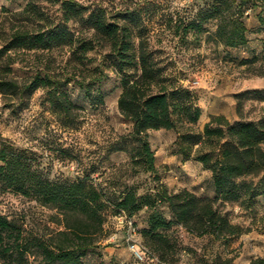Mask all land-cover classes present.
I'll use <instances>...</instances> for the list:
<instances>
[{"label":"trees","instance_id":"1","mask_svg":"<svg viewBox=\"0 0 264 264\" xmlns=\"http://www.w3.org/2000/svg\"><path fill=\"white\" fill-rule=\"evenodd\" d=\"M22 8L0 9V94L2 104L13 114L29 104L32 94L43 91L42 101L63 125L72 122L79 106L70 98L65 85L73 83L84 90L92 104H101L104 95L97 87L105 76L103 58L120 74L121 91L117 108L131 123V131L113 143L112 151H125L131 161L149 173H155L154 152L147 140L149 130L176 132L174 154L184 162L193 160L209 172L212 194L200 196L182 186L177 190L160 184L153 192L134 189L108 190L95 183L89 174L73 180L49 179L34 166V156L26 148L2 142L0 145V192H13L34 199L57 212V228L49 234L32 235L13 218L0 213V264H31L30 257H40L36 264H85L83 257L100 238L108 217L131 219L146 210L141 228L142 245L150 257L162 263H174L181 251H192L181 244L177 227L197 237L218 241L221 249L209 254L192 252L196 264H234L227 249L232 237L248 228L233 223L216 202L235 203L252 210L259 196H264V116L257 120L228 121L222 115H210L201 131L192 124L200 116L196 94L184 87L155 58L148 35L139 26V14L131 9L108 12L95 5L75 0H25ZM254 0H213L203 14L186 22L199 32L202 23L215 22L214 38L225 47H239L247 42L244 5ZM252 5H255L252 3ZM56 6L58 14L47 11ZM259 29L264 31V9L257 13ZM69 24H76L75 31ZM264 49V38L261 40ZM102 50L100 63L91 65L88 52ZM65 56L64 65L56 67L55 54ZM264 75V55L256 53L239 60L254 65ZM22 76L14 74V66ZM101 65V66H100ZM103 65V66H102ZM133 69L135 72H128ZM251 95L264 100V89L244 90L240 98ZM133 145L129 148L125 141ZM65 152V150H62ZM166 204L169 217L160 208ZM250 264H264L254 257Z\"/></svg>","mask_w":264,"mask_h":264},{"label":"rangeland","instance_id":"2","mask_svg":"<svg viewBox=\"0 0 264 264\" xmlns=\"http://www.w3.org/2000/svg\"><path fill=\"white\" fill-rule=\"evenodd\" d=\"M86 6H101L108 12L131 9L139 15L137 27L148 35V44L155 50V58L167 67V72L179 84L190 88L197 97L200 108L198 120L192 124L195 131H201L210 115H222L228 121L257 120L264 116V100L251 95L240 98L237 109L236 94L244 90L264 89V75H258L259 61L254 65L240 64L239 60L256 53L264 55L261 40L264 31L259 29L257 13L264 9V0L249 1L244 5V22L247 42L245 45L225 47L214 38L215 22L202 23V29H189L182 35V27L192 18L203 14L213 0H75ZM25 0H0L1 7L10 10L22 8ZM254 3L255 5H252ZM47 11L58 14L56 6ZM72 30H79L76 24H69ZM102 50L95 48L88 52L95 59L91 65L100 63ZM56 56V67L64 65L65 56ZM105 78L92 86L93 94L98 87L104 95L101 104H92L78 85H65L70 98L79 107L71 123L63 125L60 118L42 101L43 91H35L26 108L13 114L2 104L0 94V145L2 142L18 148H26L34 156V166L49 179L73 180L89 174L95 183L108 190L134 189L137 193L153 192L160 184L177 190L187 185L200 196L209 195V181L205 171L193 160L181 164L175 155L173 143L176 132L168 129L149 130L147 140L155 157V173H149L131 161L125 151H112L119 136L131 131V123L118 111L117 98L121 91L120 74L109 66L106 58ZM101 66V65H100ZM103 66V65H102ZM14 66V74L22 76L25 70ZM128 72H135L133 69ZM125 144L130 148L133 143ZM65 150V152H62ZM229 220L238 223L246 232L232 237L227 249L234 255V264H250L254 257L264 258V196L256 198L252 210L241 209L235 203L216 202ZM164 215L169 217L166 204L160 205ZM0 213L19 222L32 235L49 234L57 228L55 209L44 206L34 199L0 192ZM146 210L138 211L131 219L136 234L116 216L108 217L104 223L106 236L97 241L83 257L85 264H168L153 259L141 261L128 249V238H135L142 245L140 230L145 225ZM181 244L192 251H181L179 259L171 264H196L192 256L209 254L221 249L218 241L208 236L197 237L177 227ZM143 246V245H142ZM144 247V246H143ZM40 257H30L36 264Z\"/></svg>","mask_w":264,"mask_h":264},{"label":"built area","instance_id":"3","mask_svg":"<svg viewBox=\"0 0 264 264\" xmlns=\"http://www.w3.org/2000/svg\"><path fill=\"white\" fill-rule=\"evenodd\" d=\"M117 220L121 223H125L131 230V236L136 234L135 227L132 225L130 220H125L122 217H117ZM128 249L131 251L133 256L141 261L149 260L152 261L154 258L150 257L146 248H144L135 238H128Z\"/></svg>","mask_w":264,"mask_h":264},{"label":"crops","instance_id":"4","mask_svg":"<svg viewBox=\"0 0 264 264\" xmlns=\"http://www.w3.org/2000/svg\"><path fill=\"white\" fill-rule=\"evenodd\" d=\"M187 161H184V162H182L181 160H180V163L181 164H183V163H186ZM198 164V163H197ZM198 165H200V164H198ZM205 171V173H206V175H207V178H208V181H209V172L208 171H206V170H204ZM182 186H185V187H187V188H189L187 185H182ZM210 192H209V195H211L212 194V187H211V185H210V183H209V189H208Z\"/></svg>","mask_w":264,"mask_h":264}]
</instances>
